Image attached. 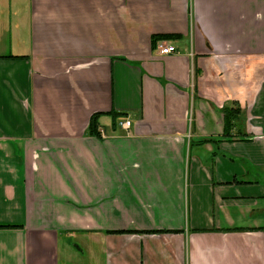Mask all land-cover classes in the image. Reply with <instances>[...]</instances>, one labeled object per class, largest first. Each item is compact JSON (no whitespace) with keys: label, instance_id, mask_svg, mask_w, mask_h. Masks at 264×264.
I'll return each instance as SVG.
<instances>
[{"label":"crops","instance_id":"crops-1","mask_svg":"<svg viewBox=\"0 0 264 264\" xmlns=\"http://www.w3.org/2000/svg\"><path fill=\"white\" fill-rule=\"evenodd\" d=\"M254 112L264 0H0V264H264Z\"/></svg>","mask_w":264,"mask_h":264},{"label":"trees","instance_id":"trees-1","mask_svg":"<svg viewBox=\"0 0 264 264\" xmlns=\"http://www.w3.org/2000/svg\"><path fill=\"white\" fill-rule=\"evenodd\" d=\"M156 38H159V37H156ZM156 40L157 39H154V41H156ZM221 112L224 116V127H225V131L222 135V138L229 137L230 133L228 132V130H230V128L233 127V125H235L236 121H239L241 116L244 114V111L240 108V106L237 102H231L230 104L225 105L221 109ZM117 115H119V114H117ZM97 117H98V114H93L90 118L87 133H89L91 135H99V133L97 131V126H99L98 121H97ZM240 135L247 136L245 134L243 135L240 133H237L235 136L241 137ZM211 141L216 142L217 140L205 139V140L199 142V144H202L205 142H211ZM233 231H235V230H233ZM146 233H148V232L146 231Z\"/></svg>","mask_w":264,"mask_h":264},{"label":"built area","instance_id":"built-area-1","mask_svg":"<svg viewBox=\"0 0 264 264\" xmlns=\"http://www.w3.org/2000/svg\"><path fill=\"white\" fill-rule=\"evenodd\" d=\"M154 49H155L156 54L160 56L170 55L176 52V48L173 45L162 42V41L155 42ZM192 83H193V80H192ZM119 124L123 128H128L130 126V121L126 119L125 121L120 122ZM99 133L103 135V132L100 130H99Z\"/></svg>","mask_w":264,"mask_h":264},{"label":"rangeland","instance_id":"rangeland-1","mask_svg":"<svg viewBox=\"0 0 264 264\" xmlns=\"http://www.w3.org/2000/svg\"><path fill=\"white\" fill-rule=\"evenodd\" d=\"M258 115H260L261 117H255V112H254L253 117L250 116V118L248 117V119H250L253 126H256L258 129H260V127L263 126L264 120H263V118H262L263 116L261 114H258ZM243 119H247V112L245 113V110H244Z\"/></svg>","mask_w":264,"mask_h":264}]
</instances>
